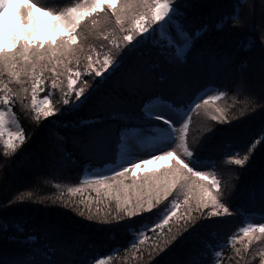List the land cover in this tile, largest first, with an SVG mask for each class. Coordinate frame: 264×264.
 Instances as JSON below:
<instances>
[{
	"label": "snow or ice",
	"instance_id": "snow-or-ice-1",
	"mask_svg": "<svg viewBox=\"0 0 264 264\" xmlns=\"http://www.w3.org/2000/svg\"><path fill=\"white\" fill-rule=\"evenodd\" d=\"M13 2L0 0L2 155H15L30 139L14 109L17 101L31 109L37 126L57 113L77 112L94 103L101 114L79 119V126L88 127L82 128L75 138L77 147L83 155L90 156L114 137L122 150L112 157L111 167L105 164L110 175H86L81 184L67 188L69 194L75 195L83 193L88 186L96 191L95 197L74 201V207L65 201V206L98 223L125 221L129 240L123 251L129 254L126 259H134L137 264H256L257 258L259 264H264V250L250 252L253 239L259 241L264 236V222H258L264 220V214L249 217L256 222L243 223L223 238L201 239L179 261L169 259L174 250L213 217L233 214L222 199L220 178L202 170L215 167L216 157L209 153L217 152L241 169L258 166L259 191L264 200V119L250 131L217 128L216 132L209 130L197 147L189 144L192 113L226 94L215 84H209L185 98L198 78L199 66L230 68L234 63L231 52L221 47L206 46L193 56L196 44L209 30L207 23L195 28L189 26L188 9L193 0H68L65 7L56 9L35 0H15L20 32L8 13ZM243 2L237 0L238 4ZM34 10L44 13L51 22L50 28L45 22L40 36ZM239 15L236 11L220 16L216 29L223 31L228 21L243 26L247 22L239 20ZM261 28L260 44L264 47V24ZM85 30L102 37L118 54L113 56L111 48L104 51V44L97 47L86 43ZM253 46L249 42L245 47ZM126 59L129 63L125 68ZM121 69H124L122 73ZM254 71L264 89V52ZM82 74L92 77L94 83L89 86V81L83 80L78 85ZM12 84L19 87L13 88ZM105 85H111L110 92L101 91ZM46 88L48 91L40 96ZM236 88L253 97L247 105L248 112H255L258 106L264 113V94L254 96L250 92L247 76L240 77ZM55 89H59L62 103L67 107H56L61 101L54 103L51 99ZM210 92L215 94L209 95ZM29 94L30 104L26 103ZM214 110L217 114L212 116L213 120L231 123L224 110L218 107ZM130 122L137 127L129 128ZM112 124L117 128L110 133ZM69 126L75 128L77 123H65V127ZM218 133H227L232 138L224 139ZM58 153L68 163L76 162L71 152L58 143L48 153L50 165L59 162ZM159 160L169 163L157 169L137 171ZM55 186L60 188V184ZM179 193H183V200L179 199ZM39 199L44 202L46 198ZM24 200L25 194L20 193L7 204L0 201V210ZM110 200L115 201V208ZM133 217L140 218V222H132ZM5 235L10 241L18 242L22 250L7 260L0 254V264H108L113 258L108 255L97 258L99 253L89 256L79 238L64 235L56 225L48 226L42 237L35 230L26 229L17 218L0 216V237ZM211 235L216 237V231ZM119 251L120 246L113 248V256Z\"/></svg>",
	"mask_w": 264,
	"mask_h": 264
},
{
	"label": "trees",
	"instance_id": "trees-1",
	"mask_svg": "<svg viewBox=\"0 0 264 264\" xmlns=\"http://www.w3.org/2000/svg\"><path fill=\"white\" fill-rule=\"evenodd\" d=\"M239 11V20L246 21L243 26H236L232 21L224 26L223 31H218L215 27L220 16L226 14H235ZM188 23L190 27L195 28L201 23L209 25L208 32L196 44L193 50V56L206 46L221 47L228 49L234 59V63L230 68L201 64L199 66L198 78L192 83L188 96L191 97L198 89L215 84L219 91H224L225 96L219 100L211 102L208 105H201L199 109L192 113L189 125L188 141L190 146L194 148L199 142L207 137L209 130L216 132L217 128H229L250 131L258 127L264 113L260 112L257 106L255 112H248L247 105L251 103L253 97L249 92L237 91L236 84L241 76H247L250 81V92L254 96L264 94L261 87V81L254 69L259 67L261 53L264 47L260 44L261 25L264 24V0H244L243 4H238L237 0H193L192 7L188 9ZM86 43H91L97 47L100 44L105 45L104 51L111 48L113 56L118 54V50L109 45L102 37H98L96 33H88ZM252 42V48L245 46ZM99 50V48H98ZM192 56H190V61ZM129 60L125 61V68ZM192 68V64L189 65ZM124 69H121V73ZM96 79H99L98 77ZM89 81L91 86L94 81L87 74H82L81 80ZM18 88L16 84L11 85ZM64 87L66 89V78ZM45 92L39 93L40 96ZM102 92L111 91V85H105ZM51 99L56 103V107L65 108L67 106L62 103V95L59 89L52 90ZM26 103L30 104V94ZM220 108L229 115L230 124H224L212 119L215 108ZM18 114V118L23 124L26 133L30 139L11 157L2 155V147H0V201L7 204V201L20 193L25 194L23 202H17L0 210V216L5 218H17L28 230H35L43 237L46 229L50 225H56L63 230L64 235L73 238H79L81 245L87 249L89 256L99 253L101 258L103 255L112 256L108 264H137V261L131 258H125L129 254H125L123 248L127 246L129 234L126 231L125 221L115 222L111 224L98 223L96 220H89L80 216L73 208L65 206V201L73 204L84 197H95L97 195L94 188L85 186L83 193L75 195L67 192L68 187L81 184L84 180L85 173L94 169H101L105 164L111 165L114 154L119 149L114 142V137L109 140L107 145L98 147L90 156L81 153L75 143V138L80 135L82 128L79 126L80 118H93L99 113V109L94 103L86 104L77 112L57 113L50 116L47 121H42L40 126L32 120V112L30 108H25L19 101L14 106ZM244 112L245 115H240ZM76 122L77 127H65V123ZM129 128H135L134 122L128 124ZM117 125L112 124L110 133L115 131ZM224 139L232 137L227 133H218ZM60 136H64V140H60ZM62 144L75 159V163H68L66 157L62 153H58V163L55 166L48 163V153L58 144ZM215 156V167L211 168L219 178L223 189L222 199L232 209V215L227 217H213L207 222L206 226L198 230L197 234L189 237L187 241L178 247L170 260L179 261L185 257V254L193 249L201 239L223 238L243 223L248 221L249 217L261 216L264 214V200L261 199L259 191L260 169L258 166H245L241 169L239 166L229 164L226 158H221L217 152L209 153ZM242 155V153H241ZM165 165V164H164ZM155 168L137 170L138 172L148 171ZM56 184H60V188H56ZM31 193V197L27 194ZM102 195V193H101ZM173 195H177L174 193ZM179 199L183 200V193H179ZM41 197L46 198L44 202H40ZM95 204V201H93ZM109 203L115 208V201L110 200ZM75 205L73 204V207ZM103 206V205H102ZM84 207V205H80ZM85 211H87L85 209ZM154 217H148L153 219ZM132 222L139 223L140 218L133 217ZM176 225L173 224L175 231ZM216 231V237L211 234ZM10 232L15 231L9 229ZM120 246L118 254L113 256L112 249ZM237 247H240L237 244ZM22 246L16 241H10L7 235L0 237V254L7 260L11 254L21 251ZM227 250V249H226ZM264 250V236L259 241L253 239L250 245V252H258ZM256 264H259L258 258Z\"/></svg>",
	"mask_w": 264,
	"mask_h": 264
},
{
	"label": "rangeland",
	"instance_id": "rangeland-1",
	"mask_svg": "<svg viewBox=\"0 0 264 264\" xmlns=\"http://www.w3.org/2000/svg\"><path fill=\"white\" fill-rule=\"evenodd\" d=\"M35 2H37L39 4H44V5H47L48 7L56 9V8L65 7L67 5L68 0H35ZM16 11H17V7H16V3H15V0H14L13 5L8 8V13H9L10 18L13 21H15L16 31L20 32L21 31V26H20L19 21L16 18ZM34 11H35V14L37 16V24H38V33H37V35L40 36V35H43V33H44L45 22L47 21L49 28H50L51 22H50L49 18L47 16H45L44 13L39 12L38 10H34ZM213 94H215V93H213V92L209 93V95H213ZM10 127L12 128L13 131L16 130L15 127H13L11 125H10ZM167 163H169V162L166 161V160L154 161V162L146 165L142 169L155 168V167H158L160 165L167 164ZM108 166L111 167V165H108ZM142 169H140V170H142ZM202 170L206 171V172H209V171L212 172V170L209 169V168H205V169H202ZM92 174L110 175V173L105 169V167L101 168V169H94V170L88 171V172L85 173V176L86 175H92ZM85 176H84V178H85ZM253 217H259V216H253ZM247 222H256V221L248 219ZM258 222H264V220H259Z\"/></svg>",
	"mask_w": 264,
	"mask_h": 264
}]
</instances>
